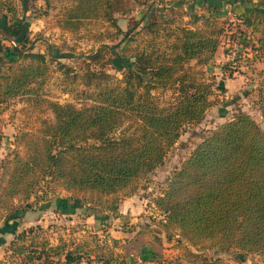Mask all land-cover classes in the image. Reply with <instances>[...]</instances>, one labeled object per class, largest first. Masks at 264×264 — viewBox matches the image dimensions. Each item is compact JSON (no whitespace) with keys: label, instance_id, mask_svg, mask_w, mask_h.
Returning a JSON list of instances; mask_svg holds the SVG:
<instances>
[{"label":"trees","instance_id":"obj_1","mask_svg":"<svg viewBox=\"0 0 264 264\" xmlns=\"http://www.w3.org/2000/svg\"><path fill=\"white\" fill-rule=\"evenodd\" d=\"M43 1L49 5L52 0ZM69 1L62 22L71 29L83 19L95 17L109 19L117 26L114 12L127 10L125 0ZM29 2L20 0L23 10ZM255 6L264 8V0H257ZM259 12L252 9L238 20L258 32L254 56L264 63V23L258 21ZM149 19L143 27L154 31L155 18ZM212 22L210 29L179 27L166 51L139 50L133 57L123 58L119 80H111V74L102 68L89 67L86 83L94 86L88 94L91 102L80 107L52 102L54 121L43 127L42 142L35 143L19 160L11 180L26 181L21 190L27 196L38 180L49 175L45 182L61 181L67 189L87 193V199L116 212L117 199L108 201L107 196L153 172L184 127L201 121L215 103V81L197 77L189 64L192 59L201 64L213 59L222 27H215L216 19ZM0 25L3 101L29 92V83L45 76L46 54L24 48L29 41L25 20L14 6L0 12ZM99 53L97 50L88 57L97 60ZM21 58L30 60L21 65ZM159 87H173L172 99L161 103L153 92ZM253 90L254 103L264 118V68ZM31 168H39L41 175L28 179ZM153 201L164 215L162 226L168 238L174 233L198 248L264 253V130L248 112L238 110L196 144L165 179ZM8 229L14 232L5 247L10 264H84L83 260L88 264L93 259L110 264L116 259L113 254L91 255L85 239L70 238L67 243L58 235L56 244L46 239L35 241L32 226L15 232L12 223L5 220L2 232Z\"/></svg>","mask_w":264,"mask_h":264},{"label":"rangeland","instance_id":"obj_2","mask_svg":"<svg viewBox=\"0 0 264 264\" xmlns=\"http://www.w3.org/2000/svg\"><path fill=\"white\" fill-rule=\"evenodd\" d=\"M256 1L125 0L127 10L114 12L117 26L109 19L95 17L83 19L77 28L71 29L62 22L69 0H52L49 5L43 0H31L27 10L22 9L20 0H0V12H7V7L12 5L16 14L24 17V31L29 37L24 48L31 47L32 51L46 54L43 62L45 76L32 80L27 86V89L31 88L29 92L0 101V237L7 239L14 234L9 229L2 232L5 220H8L15 232L32 226L31 234L35 235V241L46 239L52 243L58 235L67 243L70 238L75 241L85 239L92 248L91 255L116 256L110 264L122 261L126 264L264 263V253L198 248L174 233L168 238L162 226L164 215L153 201L165 179L196 144L211 129L241 110V106L248 108V113L264 130V118L249 88L250 85L256 86L258 81V75H254L258 68L256 66L253 70L252 64L258 32L238 20L239 15L258 9V21L264 23V8L255 6ZM150 16H154L156 21L154 31L143 27ZM206 19L212 24V19H216L215 27H222L214 57L207 64L197 63L196 59L190 60L189 64L197 77L202 75L209 81H215L212 98L216 101L201 121L184 127L168 148L163 163L153 172L107 196L108 201L117 199L116 212L87 199V193L67 189L61 181L45 182L50 179L49 175L45 180H38L33 191L24 195L25 190L21 188L26 181L13 182V169L30 149L33 150L35 143L42 142L43 127L54 121L52 102L72 103L78 107L89 104L91 98L88 94L94 90L93 85L86 83L89 67L102 68L111 74V80H119L123 75V58L127 60L139 50L166 51L179 27L212 28L214 24L206 23ZM125 31H128L126 38L123 37ZM238 33L241 43L238 50L244 52V56L229 64L227 51L232 37ZM5 43L9 41L5 40ZM244 46L251 49L250 55L245 54ZM97 50L100 51L97 60L88 57ZM29 60L21 58L19 63L25 65ZM236 77L242 78L238 84ZM237 90L241 93L237 94ZM153 92L161 103L174 95L173 87H159ZM40 175L39 168H31L26 177ZM88 264L102 263L93 259Z\"/></svg>","mask_w":264,"mask_h":264},{"label":"crops","instance_id":"obj_3","mask_svg":"<svg viewBox=\"0 0 264 264\" xmlns=\"http://www.w3.org/2000/svg\"><path fill=\"white\" fill-rule=\"evenodd\" d=\"M0 31H3V27L1 25H0ZM4 34H5V32H4ZM244 50H247L245 54L250 55L249 50H251V49H249V47L247 48V46H244ZM252 59H253L252 64L254 65L253 66V70L255 69L256 66L258 68L257 69L258 71H256V73L254 72V75L256 74V76H257L258 75L257 73H259L260 70H262L264 68V63H263V61L261 59H259L256 56H254V54H253V58ZM235 79L238 80V81H236V84H238V82L240 80H242V78H240V77H236ZM249 88L252 90L251 95L255 98V95H254L255 90H253L254 89L253 85H250ZM240 93L241 92L239 90H237V94H240ZM246 108H247L246 106H243V107L241 106L240 109L244 110L246 112H249V110H247L248 108L247 109ZM13 235L14 234L12 233L11 235H9V237L7 239H6V237H3V236L0 237V264H10L5 259V247L8 244V242L10 241V239L13 237ZM56 243H57V239H55V241L52 242V243L50 242V244H56ZM262 264H264V263H262Z\"/></svg>","mask_w":264,"mask_h":264},{"label":"built area","instance_id":"obj_4","mask_svg":"<svg viewBox=\"0 0 264 264\" xmlns=\"http://www.w3.org/2000/svg\"><path fill=\"white\" fill-rule=\"evenodd\" d=\"M239 39V33L238 34H235L233 37H232V42L230 43L229 45V51H227L228 53V56H229V62L231 64H234L235 61L234 60H237L240 58V57H243V53L244 52H240L239 50L241 49L240 47V41H238ZM239 49V50H238Z\"/></svg>","mask_w":264,"mask_h":264}]
</instances>
